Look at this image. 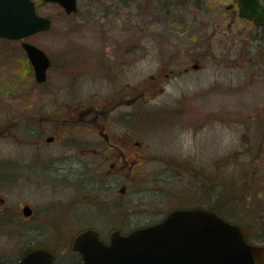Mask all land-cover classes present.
<instances>
[{"label":"rangeland","instance_id":"rangeland-1","mask_svg":"<svg viewBox=\"0 0 264 264\" xmlns=\"http://www.w3.org/2000/svg\"><path fill=\"white\" fill-rule=\"evenodd\" d=\"M35 2L53 26L26 39L54 66L41 86L22 41L0 37V121L25 112L35 124L41 90H66L68 65L88 62L87 48L109 47L110 56L137 48L123 63L119 82L139 81L145 93L138 117L145 155L140 166L122 174L111 167L107 183L111 199L134 210L123 233L196 202L188 180L204 173L206 184L213 171L224 215L249 226L251 242L264 245L262 30L235 16L227 7L231 0H78L70 14L56 2ZM103 83L110 90V82ZM89 85L80 82L81 88ZM9 142L2 132L0 143ZM210 191L204 188V202ZM101 234L110 237L109 230Z\"/></svg>","mask_w":264,"mask_h":264},{"label":"flooded vegetation","instance_id":"flooded-vegetation-1","mask_svg":"<svg viewBox=\"0 0 264 264\" xmlns=\"http://www.w3.org/2000/svg\"><path fill=\"white\" fill-rule=\"evenodd\" d=\"M239 1L227 5L235 16H240ZM259 1L264 8V0ZM247 20L264 33V24ZM107 48H87L88 62L68 65L66 90L60 86L41 90L35 124L25 112L0 121V136L7 131L13 140L0 143V264H20L37 248L53 264H79L83 253L74 245L79 232L95 229L108 243L110 237H103L102 230H109L111 236L112 231L123 233L128 228L134 210L108 195V170L112 167L122 174L125 167L133 170L141 164L145 154L139 147L145 144L138 132L139 99L145 93L139 81L119 82L123 63L138 49L125 48L124 53L110 56ZM48 77L47 72V80L38 84L44 85ZM81 80L94 86L81 88ZM103 80L110 82V90ZM204 178V173H197L188 180L196 202L178 204L159 220L130 231L159 223L175 209H205L230 221L219 206L217 176L209 172L206 184ZM208 186L211 191L204 202Z\"/></svg>","mask_w":264,"mask_h":264},{"label":"water","instance_id":"water-1","mask_svg":"<svg viewBox=\"0 0 264 264\" xmlns=\"http://www.w3.org/2000/svg\"><path fill=\"white\" fill-rule=\"evenodd\" d=\"M46 1L60 4L68 14L78 10V0ZM239 10L241 17L264 24L259 0H240ZM52 26V18L38 12L35 0H0V37L22 40ZM22 46L34 67L36 81H46L52 63L48 54L28 41ZM250 236L248 226L194 208L172 210L161 222L128 234L112 231L108 243L97 230L87 229L77 234L74 245L83 253L79 264H264V245L251 242ZM45 255L37 248L20 264H53Z\"/></svg>","mask_w":264,"mask_h":264}]
</instances>
